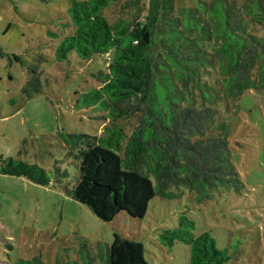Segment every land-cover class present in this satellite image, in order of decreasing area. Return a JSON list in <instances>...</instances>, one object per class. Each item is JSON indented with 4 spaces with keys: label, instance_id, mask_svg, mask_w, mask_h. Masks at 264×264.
<instances>
[{
    "label": "trees",
    "instance_id": "1",
    "mask_svg": "<svg viewBox=\"0 0 264 264\" xmlns=\"http://www.w3.org/2000/svg\"><path fill=\"white\" fill-rule=\"evenodd\" d=\"M115 1L69 0L65 27L70 31H47L59 37L54 48L59 62L71 52L86 61L106 56L105 70L92 74L100 85L74 103L104 112L108 122L101 134L61 138L73 175L55 161L50 177L44 168L12 156L0 157V173L41 186L56 184L104 222L120 212L142 219L156 196L186 192L199 204L237 189L241 181L230 158L227 125L220 123L219 133L212 134L213 105L237 101L248 89L264 90V0H213L177 13L173 0H124L108 18L104 12ZM12 58L24 64L19 56ZM29 71L22 89L27 97L41 90L36 71ZM130 118L136 122L127 134L121 122ZM158 242L168 249L187 245L188 264L232 263L233 255L210 233L195 234L187 210L178 212L174 227L161 229ZM89 249L82 241L75 258L57 257L55 264H93ZM144 252L140 241L114 232L101 260L149 264ZM11 264L44 262L35 256Z\"/></svg>",
    "mask_w": 264,
    "mask_h": 264
},
{
    "label": "rangeland",
    "instance_id": "2",
    "mask_svg": "<svg viewBox=\"0 0 264 264\" xmlns=\"http://www.w3.org/2000/svg\"><path fill=\"white\" fill-rule=\"evenodd\" d=\"M123 1L113 2L105 15L116 14ZM213 2L173 0L175 13ZM68 6L69 0H0V157L34 163L50 177L55 161L73 175L61 140L66 133L98 136L108 122L103 111L74 106L80 93L100 85L92 74L105 70L106 56L86 61L71 52L66 61L54 58L59 37L47 31H70L65 27ZM29 68L36 71L41 90L27 97L22 89ZM213 107L212 134L219 133L220 123L227 125L229 154L241 181L237 189L222 190L199 204L186 192L174 198L156 196L142 219L120 212L104 222L54 183L41 186L0 173V264L35 256L55 264L57 257L75 258L82 241L95 257L89 261L103 264L105 245L114 232L140 241L149 264H188L187 245L175 243L168 249L158 242L161 229L174 227L182 210L192 216L195 234L208 232L219 248H227L233 255L230 264H264V90L248 89L237 101ZM135 122L122 120L127 134Z\"/></svg>",
    "mask_w": 264,
    "mask_h": 264
},
{
    "label": "built area",
    "instance_id": "3",
    "mask_svg": "<svg viewBox=\"0 0 264 264\" xmlns=\"http://www.w3.org/2000/svg\"><path fill=\"white\" fill-rule=\"evenodd\" d=\"M143 2H145V3H148V2H149V0H143Z\"/></svg>",
    "mask_w": 264,
    "mask_h": 264
}]
</instances>
